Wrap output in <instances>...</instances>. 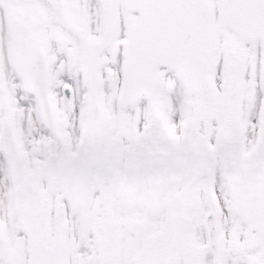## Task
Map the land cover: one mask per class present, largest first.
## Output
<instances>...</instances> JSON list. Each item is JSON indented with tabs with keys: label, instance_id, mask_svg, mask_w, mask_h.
I'll list each match as a JSON object with an SVG mask.
<instances>
[{
	"label": "snow or ice",
	"instance_id": "obj_1",
	"mask_svg": "<svg viewBox=\"0 0 264 264\" xmlns=\"http://www.w3.org/2000/svg\"><path fill=\"white\" fill-rule=\"evenodd\" d=\"M0 264H264V0H0Z\"/></svg>",
	"mask_w": 264,
	"mask_h": 264
}]
</instances>
